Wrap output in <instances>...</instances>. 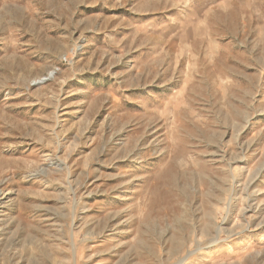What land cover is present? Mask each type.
Wrapping results in <instances>:
<instances>
[{"label": "rangeland", "instance_id": "374dc122", "mask_svg": "<svg viewBox=\"0 0 264 264\" xmlns=\"http://www.w3.org/2000/svg\"><path fill=\"white\" fill-rule=\"evenodd\" d=\"M0 264H264V0H0Z\"/></svg>", "mask_w": 264, "mask_h": 264}]
</instances>
